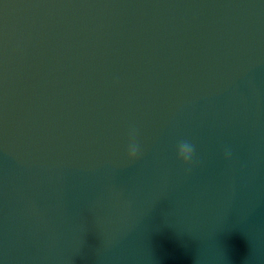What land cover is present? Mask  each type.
I'll list each match as a JSON object with an SVG mask.
<instances>
[{
  "label": "water",
  "instance_id": "95a60500",
  "mask_svg": "<svg viewBox=\"0 0 264 264\" xmlns=\"http://www.w3.org/2000/svg\"><path fill=\"white\" fill-rule=\"evenodd\" d=\"M0 264H264V0H0Z\"/></svg>",
  "mask_w": 264,
  "mask_h": 264
},
{
  "label": "clouds",
  "instance_id": "9594fccd",
  "mask_svg": "<svg viewBox=\"0 0 264 264\" xmlns=\"http://www.w3.org/2000/svg\"><path fill=\"white\" fill-rule=\"evenodd\" d=\"M138 153H139L138 145H136L134 141L130 142L128 149L129 159L130 160L136 159ZM177 157L178 159L183 161V163L188 164L193 157V147L187 142L181 143L178 148Z\"/></svg>",
  "mask_w": 264,
  "mask_h": 264
}]
</instances>
